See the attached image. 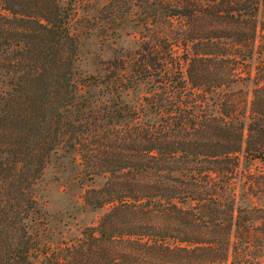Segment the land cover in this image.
Instances as JSON below:
<instances>
[{
    "label": "trees",
    "instance_id": "16d2710c",
    "mask_svg": "<svg viewBox=\"0 0 264 264\" xmlns=\"http://www.w3.org/2000/svg\"><path fill=\"white\" fill-rule=\"evenodd\" d=\"M65 1L0 0V264H264V0H145L89 76ZM69 156L105 179L72 237L37 193Z\"/></svg>",
    "mask_w": 264,
    "mask_h": 264
},
{
    "label": "rangeland",
    "instance_id": "374dc122",
    "mask_svg": "<svg viewBox=\"0 0 264 264\" xmlns=\"http://www.w3.org/2000/svg\"><path fill=\"white\" fill-rule=\"evenodd\" d=\"M83 1L81 8L72 11L71 25L72 32L79 39L80 69L84 75L89 76L96 73L100 63L113 58L116 52L122 53L121 48L137 49L138 42L147 35V31L142 32L143 24L137 25L144 15L146 5L145 0H132L121 5L115 3V0ZM65 2L62 0V4ZM131 11H134V15L129 17ZM252 89V85L243 87L244 91L250 93L249 102ZM56 159L45 169L37 193L49 211L50 227L55 235L81 236L86 226L98 223L105 209L85 208L80 197L84 189L98 188L104 184L105 179L97 176L92 178L82 173L80 179L85 187L81 189L79 180L75 183L73 181L83 166L74 168L69 165L70 156L58 161ZM61 163L68 164V172L60 167Z\"/></svg>",
    "mask_w": 264,
    "mask_h": 264
}]
</instances>
